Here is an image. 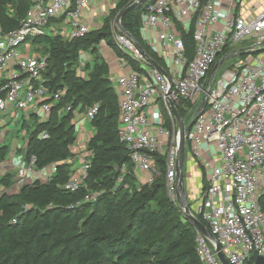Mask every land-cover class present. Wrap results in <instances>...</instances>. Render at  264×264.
<instances>
[{"label":"built area","instance_id":"obj_1","mask_svg":"<svg viewBox=\"0 0 264 264\" xmlns=\"http://www.w3.org/2000/svg\"><path fill=\"white\" fill-rule=\"evenodd\" d=\"M91 2L31 0L17 26L5 30L0 25V142L8 130V120L21 126L30 120L46 122L68 91L65 85L49 88L43 76L49 53L31 54L28 42L38 43L36 39L43 35L78 39L100 28L90 22ZM144 3L140 34L164 62L168 79L146 60L138 45L115 22L113 38L123 55H117L103 39L98 43L118 98L119 140L129 151L133 172L146 175L143 184L160 172L155 155L164 157L166 191L176 200L178 136L169 102L177 106L181 100L191 101L195 108L201 101L196 100L209 87L205 106L185 136L188 153L206 173L205 184L190 188L194 195L190 209L215 236L229 264H254L257 256L264 257V208L260 203L264 193V0H145L141 4ZM11 11L8 8L10 16ZM53 24L59 25L58 30ZM190 30L194 43L191 57L183 39V33ZM248 38L253 43L234 49L235 42H246ZM22 45L24 53L19 51ZM226 47L227 53L242 52L248 56L233 70L222 73L216 82L215 76L211 81V69ZM257 49L261 50L251 52ZM90 51L91 48L79 51L76 74L83 78L87 75L85 64ZM110 56L116 61L117 71L110 68ZM81 108V104L75 106L73 101H66L58 110L59 114H80L71 119L76 140L70 149L80 155L72 167L79 176H72L63 184L69 191L79 189L80 177L91 165L92 151L87 143L95 128L92 126L83 139L81 136L85 123L91 124L97 114L99 103ZM164 111L170 118V127L165 125ZM38 137L46 139L48 132L41 131ZM27 142L28 139L25 146ZM66 161L71 163L70 158ZM35 162L32 154L28 166H22L20 172L42 177L55 174V163L37 169ZM99 193H86L85 200H94ZM195 240L202 264H221L214 244L197 229Z\"/></svg>","mask_w":264,"mask_h":264},{"label":"trees","instance_id":"obj_2","mask_svg":"<svg viewBox=\"0 0 264 264\" xmlns=\"http://www.w3.org/2000/svg\"><path fill=\"white\" fill-rule=\"evenodd\" d=\"M30 2L0 0L3 29L17 26ZM7 3L14 7L11 16ZM130 3V0H120L110 18L82 38L66 40L58 35H43L36 39L45 44L44 53H49L43 74L46 84L50 89L65 85L68 91L55 105L48 121L22 124V127H33L26 131L28 142L24 156L29 160L32 154L35 155L37 169L55 163L56 172L47 180L25 182L16 194L0 190V264H202L196 252V228L181 212L176 200L167 194L164 157L155 155L160 175L149 185L136 186L129 151L117 134L118 98L108 79V63L99 51L98 43L103 39L117 55H123L114 42L110 19L114 20ZM144 5L139 4L126 12L121 24L154 60L165 67L141 37ZM189 32L183 33V39L191 57L194 43L191 30ZM90 48L91 62H86L87 75L83 78L76 74L79 51ZM228 51L226 47L218 59ZM129 62L138 69L135 62L130 59ZM66 101H73L75 106L81 104V110L85 105L99 103L98 112L91 120L95 133L87 143V148L94 152L87 176L97 179L89 180L90 186L82 184L76 191L63 187L74 173L71 163L66 160L72 156L70 148L76 140L71 123L73 111L58 112ZM176 107L188 123L187 113L193 112L194 104L181 100ZM165 125H171L166 117ZM44 130L48 132V138L40 139L38 135ZM6 154V147H0V159ZM120 175L122 180H118ZM13 177V173L2 175L0 186L10 187ZM128 181L133 182L131 190L123 187ZM202 182L205 183L204 177ZM92 185L100 193L94 201H85ZM260 203L264 208V193ZM198 219L205 224L200 216Z\"/></svg>","mask_w":264,"mask_h":264},{"label":"rangeland","instance_id":"obj_3","mask_svg":"<svg viewBox=\"0 0 264 264\" xmlns=\"http://www.w3.org/2000/svg\"><path fill=\"white\" fill-rule=\"evenodd\" d=\"M91 1H92L91 2L92 5H89L90 6L89 7V17L91 20L90 22L93 25V27H101L103 25V21H105V19H107V18H110L111 12L118 9V3L120 0H91ZM6 7H7V9L11 8L12 9L11 13L13 12L14 7L11 5V3H7ZM114 22H115V19L114 20L110 19V25H111L113 31L115 30ZM53 27H54V29L58 30L59 25L53 24ZM45 30L48 33H50V29L48 27H46ZM245 41L246 42H243V41L235 42L233 45L234 49L245 48L250 43H253V41L249 38ZM143 42L146 43L145 40H143ZM28 44L30 45V48H31V54H33L34 52H36L38 54L44 53V51H43L44 46H45L44 43H42V42L37 43V42H33L32 40H30V42H28ZM19 51L21 53H24V52H26V49L22 45L19 47ZM247 56H248L247 54H245V55L239 54V55L233 56V57L225 60L223 62V64H221L220 67L217 69L214 82L217 81V79L220 77V75L222 73H224L228 70H233L235 68L236 64L239 63L240 61H242ZM89 60H90V58H89ZM90 62H91V60H90ZM85 70H87V69L85 68ZM201 98H202V96H200L196 100V103L199 102L201 100ZM189 102L191 103V101H189ZM195 109H196V107L193 109V112L187 113L188 119L192 118ZM79 116H80V114H79V112H77L74 115V118L77 119ZM165 117H166V120H167V118L170 119L169 116L166 114V112H165L164 118ZM31 123H32V120H30L27 124L31 125ZM32 128L33 127H29V128L22 127L20 125V123H18L17 121L13 122L12 120H8V123H7V129L8 130L4 132L3 139L0 142V147L4 146L7 149L6 156L3 159L2 158L0 159V177L6 173H13L14 174L13 184L10 187L3 188L2 186H0V190L6 191L9 194H16L19 191V189L25 185V182H31L34 179H42V180L45 179V180H47L49 178V177L38 176V174H36V173L27 172V173L22 174L20 172L21 167L23 166L25 168L26 166H28L27 164L29 162V160L26 159L24 156L25 142L28 139V134L27 133L24 134V132L25 131L29 132L32 130ZM186 152L188 153L187 147H186ZM91 153H92V155H91V157H92L94 155L93 154L94 152H91ZM187 153H186V155H187ZM79 154L80 153H77V152L74 153L73 152L72 156L70 157L72 167L75 165V164H73L74 161L78 160ZM201 168L202 167H200L201 182H202V177H204V181L206 183V173L204 172L202 174ZM125 170H126V166H125ZM115 171H116V168H115ZM159 171H160V169H159ZM160 173L161 172H159V174L157 176H159ZM73 176L78 177L79 175L77 173H73ZM134 176H135V180H136L135 181L136 186L142 185L143 184L142 181H144L146 178L145 177L146 175L142 176L138 172H134ZM80 178L82 180L83 185H86V183H87V185L89 184V186L91 184V182H89V180H92L94 182L97 179V178L93 179L92 177H88L87 172L85 173V175H82V177H80ZM155 178H156V176H154L152 178V181L149 182L147 185L151 184L155 180ZM131 183L133 184V182H130V181L125 183L123 186L124 189L131 190ZM205 183L202 182V184H205ZM97 186L98 185H96V187ZM93 187L94 186L92 185L91 188H89V190L87 191V194H89V196H94L96 194V192L99 191ZM193 198H194V195L193 194L189 195V191H188L187 201L189 203L190 208H193V206H192ZM94 200H92L90 198L88 201H94ZM180 210L182 212L181 208H180Z\"/></svg>","mask_w":264,"mask_h":264},{"label":"water","instance_id":"obj_4","mask_svg":"<svg viewBox=\"0 0 264 264\" xmlns=\"http://www.w3.org/2000/svg\"><path fill=\"white\" fill-rule=\"evenodd\" d=\"M145 0H137L126 6L124 9H122L117 16L115 17V23L117 28L122 31L124 34H126L129 38H131L140 48L142 54L148 60L154 67H156L167 79H168V73L163 68L162 65H160L156 60H154L143 48L142 46L134 39V37L131 35L130 32L125 30L121 24V20L123 15L137 6V4H141ZM264 44V41L261 43ZM261 49H257L254 51H251L252 53H256L260 51ZM242 53V52H241ZM240 53H226L223 55L219 60L215 62L213 65L211 72H210V80L212 81L214 79V76L216 74L217 69L220 67L223 62L233 56L239 55ZM209 93V87L207 89V92L205 95H203L201 101L199 102L198 106L196 107L194 114L190 121L188 123L185 122L184 118L180 115V113L177 110L176 105L170 101L169 105L171 108V111L174 115V118L176 120L177 125V136H178V143H177V149H176V178H175V197L176 202L179 205V207L182 209L183 214L187 219H189L194 227L199 230L204 236H206L213 244H214V250L216 251V254L221 262V264H229L224 255L221 253L219 245L217 243V240L215 236L210 232L208 227L203 224L191 211L188 201H187V191H186V185H185V153H186V132L191 127L192 123L196 119V117L202 112L205 102L207 99V94ZM254 264H264V257L263 256H257L255 258Z\"/></svg>","mask_w":264,"mask_h":264},{"label":"crops","instance_id":"obj_5","mask_svg":"<svg viewBox=\"0 0 264 264\" xmlns=\"http://www.w3.org/2000/svg\"><path fill=\"white\" fill-rule=\"evenodd\" d=\"M90 5H92V4H90ZM88 11H89V9H88ZM110 60H111L110 61V64H111L110 68L113 71L114 70L117 71V65H116V61L114 60V57L110 56ZM92 128H93L92 125L86 122L85 127H84L85 133H83V135L81 136V139H83V137H86L87 134L89 132H91ZM80 146H82V145H80ZM186 153H185V185H186V189L188 188L187 190L189 191V195H191V194H193L192 193L193 189H190V188L194 187L196 185H199L201 183V177H199L201 175V173H200V166H198V162L195 160L194 157H191V155L189 153H187V155H186ZM188 191H187V196H188Z\"/></svg>","mask_w":264,"mask_h":264}]
</instances>
